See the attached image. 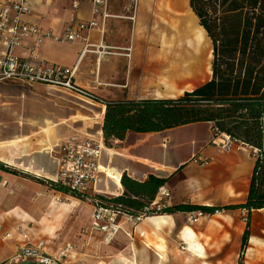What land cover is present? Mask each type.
I'll return each instance as SVG.
<instances>
[{
	"label": "crops",
	"instance_id": "1",
	"mask_svg": "<svg viewBox=\"0 0 264 264\" xmlns=\"http://www.w3.org/2000/svg\"><path fill=\"white\" fill-rule=\"evenodd\" d=\"M5 1L0 0V6ZM27 1L33 11L31 15L23 17V20L43 30H52L58 36L64 34L69 19L74 15L80 21L95 19L98 22L97 27L83 32L81 38L74 42L60 43L47 39L35 49L34 59L46 64L75 68L76 84L105 101L172 99L184 92H191L211 78V41L199 25L198 18L189 6V0H138L136 9L131 13L126 12L129 8L133 9L129 2L110 0L109 13L113 18L105 21L96 19L92 15L93 7L85 1L75 11L71 7V0ZM31 39L26 40L21 47L14 48L13 52L20 57H29V49L33 44ZM6 49V46L0 44V52ZM17 86L27 87L33 96L36 95L30 99L32 104L36 103V98L41 99L38 104L42 109L30 111V115H36L35 117L19 121L21 126L24 123L31 126L27 134L0 137V163L8 169H0V263L12 258L22 243V236L17 230L6 224L8 218H33L37 215L32 211L33 206L74 212L76 221L72 218V224L60 225L58 232L50 229L45 231L49 237L44 240L47 242L48 255L56 256L60 249L72 247L63 261L65 264H171L174 257L181 258L183 264L202 263L196 262L198 258L193 255L191 261L186 260V255H190L191 251L187 246L190 239L185 234V227H190L181 222L184 216L198 212L163 214L168 219L157 228L154 221L156 215L137 222L119 216L115 232L108 236L95 227L92 219L94 205L91 202L50 189L44 181L53 180L58 167L50 151L73 136L94 137L85 133L76 134L75 129L62 126L60 121L63 120L58 116L57 110L40 96L44 90L49 91L45 86L0 82V102L2 98H19V95H12L18 93L14 90ZM97 108L98 137L94 139L99 140L100 137L103 142L101 126L105 107ZM201 126L208 131L205 140L198 141L192 137L181 141L167 136L174 131ZM136 135L145 137L142 144L149 145V151L141 150V154L132 155L122 146L112 148L118 153L104 147L103 156L108 157L109 161L107 165H100V170L106 174L108 184L103 186L100 193L106 198L123 192L120 179L126 173L138 181L145 180L149 174L168 178L162 190L169 192V198L164 199L160 195L156 197V205L160 203L164 207H220L245 202L255 158L249 150L228 153L212 145L210 123L190 124L158 133H127L124 138ZM114 142L123 143L118 140ZM119 154H128L131 159L124 160L123 163L126 164L114 166L110 156H120ZM173 154H180L182 158L174 162ZM194 157L203 159L205 163H196ZM10 168H14L17 173ZM114 175H117V181L113 188L109 180ZM50 192L71 200L69 203H51L46 197ZM21 204L30 206V213L24 212ZM84 218L86 225L80 227ZM192 232L194 240L206 253L207 243L194 230ZM200 233L207 238L215 237L209 230ZM5 235L9 237L6 238ZM27 236L33 241L40 239L34 237V234ZM239 237L241 248L242 237ZM249 237L250 246L247 249L262 250L252 243L256 236ZM179 245L184 246L183 250ZM160 252L165 257L163 261L160 259L162 255H158ZM176 253L180 254L179 257H176Z\"/></svg>",
	"mask_w": 264,
	"mask_h": 264
},
{
	"label": "trees",
	"instance_id": "2",
	"mask_svg": "<svg viewBox=\"0 0 264 264\" xmlns=\"http://www.w3.org/2000/svg\"><path fill=\"white\" fill-rule=\"evenodd\" d=\"M212 45L211 78L172 99L105 101L103 145L124 141L127 133H158L181 126L210 123L211 129L253 146L259 152L244 203L223 207L152 206L168 178L153 174L138 181L123 173V192L96 196L105 207L131 218L176 212L213 215L220 211L264 209V0H189ZM0 169L8 171L0 163ZM50 189L80 198L69 189L44 181ZM248 219L246 225L248 226ZM241 250L248 230L241 235Z\"/></svg>",
	"mask_w": 264,
	"mask_h": 264
},
{
	"label": "built area",
	"instance_id": "3",
	"mask_svg": "<svg viewBox=\"0 0 264 264\" xmlns=\"http://www.w3.org/2000/svg\"><path fill=\"white\" fill-rule=\"evenodd\" d=\"M91 4L92 15L97 18H113L109 13L110 0H71V7L75 11L82 2ZM129 2L133 11L136 9L138 0H124ZM27 0H6L0 6V44L6 46L4 52H0V82H14L21 85H41L47 89L61 93L68 97L76 98L84 103L98 107H105V100L90 90L79 86L74 81L75 68H68L56 64H46L43 61H35V49L44 41L74 42L81 38V34L91 28L98 26L95 19L80 21L75 15L69 19L68 25L62 36L53 33L52 30H43L36 25L23 20V17L32 14L33 9ZM133 19V17H130ZM32 38V39H31ZM33 41L29 49V57H20L13 52L16 47H21L26 40ZM211 144L220 147L225 152L249 150L252 157L259 158V152L253 146L233 139L226 134H221L217 129H212ZM51 155L57 164V173L52 181L70 191L83 197L94 205L92 219L95 227L108 236L112 235L117 226V218L125 216L111 207H105L96 196H103L96 186L101 176V160L104 153L103 142L98 139L73 136L51 150ZM194 161L203 164L205 161L194 157ZM89 188L91 193L89 194ZM169 198V192L160 190L156 197ZM152 206L156 209L164 208V205L157 203L156 198ZM201 216L200 213L191 215L190 221L195 223ZM128 217V216H125ZM137 222L142 218H131ZM0 226V231H1ZM6 238L9 235H5ZM22 243L12 258L0 264H15L32 261L37 264H65L68 251L72 247H65L58 251L56 256H50L46 252V241L43 239L30 240L26 234H22Z\"/></svg>",
	"mask_w": 264,
	"mask_h": 264
},
{
	"label": "rangeland",
	"instance_id": "4",
	"mask_svg": "<svg viewBox=\"0 0 264 264\" xmlns=\"http://www.w3.org/2000/svg\"><path fill=\"white\" fill-rule=\"evenodd\" d=\"M132 10L133 9L129 8L126 10V12L131 13L133 12ZM14 90L18 93H13L12 95H19V98H2L0 102L1 138L6 136H20V134H27L31 126H27V124L24 122V124L21 126L19 125V121L23 120L24 118L35 117L36 115H30V111H41L42 109V106L38 104V101H42L41 99L36 98V103H31L30 99H32L36 95L33 96L30 93L31 91L29 88L17 86L14 87ZM40 96L43 97L45 101L48 100L49 103L54 106L55 111L57 110L56 112L58 116L63 120L60 122H62V126L64 128L70 130L75 129L74 131L76 134L85 133L93 136L94 138L98 137L96 122L99 121L97 118L99 109L97 108V106H94V104L90 105L84 103L76 98L68 97L66 95H62L61 93H55L50 90L47 92L46 90H44V93H40ZM207 135L208 131L203 126L188 130H178L167 134V136H172L173 139L177 138L181 141L188 140L192 137H195L196 139H198V141H201L205 140ZM143 139H145V137H142L141 135L128 136V138L125 139L121 144L112 142L110 149L112 152L118 153L116 150H112V148L116 146H122L123 148L128 149L129 152L132 153V155L141 154V150L149 151V145L145 146L144 144H142ZM158 139L159 138H157V140ZM119 155L120 156H110L112 159V164L114 166L121 165L126 159H131L128 154L126 156H123L121 154ZM172 157L175 160L174 162H176L182 158V155L173 154ZM108 161V157L104 155L101 160V165H107ZM10 169H12L11 171L16 172L14 168ZM31 180H36V178H31ZM42 183L44 184V182ZM107 184V177L102 175L100 182L96 186V190H102L103 186ZM88 192L89 194L91 193V188H89ZM46 197L47 201L49 200V202L51 203L53 201H56L58 203H69V201L71 200L69 199V197L63 195L58 196L52 192L47 193ZM21 207L23 208L24 212L30 213V206L21 204ZM33 208V213L37 214L33 218L27 217L25 219L19 218L18 220H16V218H11L13 216H10V218H8L7 220L8 223L6 224H8V226L14 227L19 235L34 234V237H39L40 239L45 240L49 239V237L45 234V231H47V229H50L51 231L55 230L58 232L60 225H68L70 223L72 224L73 220L74 222L76 221V218H74L73 215L74 212L70 213L63 210L51 208L46 209V206H39V209L33 206ZM190 217V215L184 216L182 218L183 220H181L182 224L184 226H189L190 228H192V230L197 233L198 237L203 239V241L207 243L206 253H204L205 258H198L196 259V262H202L201 264H206L205 262L209 264H235V262L237 264H264V211L257 212L256 210H253L250 212L249 216L245 210H231L228 212L220 211L218 212V214L215 213V215L212 217L206 215L199 216L197 217L198 222L195 223L190 221ZM247 219L249 221L248 226L246 225ZM83 221L84 222H81L82 224L80 225V227L82 225H86L85 218L83 219ZM245 229L248 230L249 236H256L255 239H252V243L260 247L262 250H248L247 248L250 246L248 242L245 248L241 250L238 238H240L239 235H242ZM204 230L212 231L213 233L211 234L215 237L207 238L201 236L200 232ZM179 247L181 250H183L184 248L183 245H179ZM176 254V257H179L180 254ZM158 255H162V258L160 259L163 261V259L165 258L163 253L160 252ZM192 257L193 256L187 254L186 260L191 261ZM15 264H31V262L27 261ZM171 264H183V261L181 260V258L175 259L174 257Z\"/></svg>",
	"mask_w": 264,
	"mask_h": 264
},
{
	"label": "bare ground",
	"instance_id": "5",
	"mask_svg": "<svg viewBox=\"0 0 264 264\" xmlns=\"http://www.w3.org/2000/svg\"><path fill=\"white\" fill-rule=\"evenodd\" d=\"M116 181H117V175H114L113 177L110 178L109 182L112 183V187H116ZM110 189V188H109ZM166 219H168L166 216H163L162 215H156L155 218H154V221H156V228L161 226L162 224L166 223ZM187 233L189 239H190V242H189V245H187L191 251V254L190 255H193L195 256L196 258H199V259H204L205 258V255L203 252V248L202 246L194 240L195 238V235L194 233L192 232V230L188 227H185V234Z\"/></svg>",
	"mask_w": 264,
	"mask_h": 264
}]
</instances>
